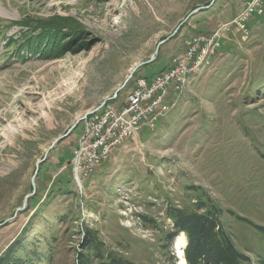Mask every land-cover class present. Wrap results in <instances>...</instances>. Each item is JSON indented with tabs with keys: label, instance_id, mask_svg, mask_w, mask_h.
I'll list each match as a JSON object with an SVG mask.
<instances>
[{
	"label": "rangeland",
	"instance_id": "374dc122",
	"mask_svg": "<svg viewBox=\"0 0 264 264\" xmlns=\"http://www.w3.org/2000/svg\"><path fill=\"white\" fill-rule=\"evenodd\" d=\"M215 33L154 126L77 179L76 120ZM176 208L214 210L241 264H264V0H0V255L23 236L22 259L79 264L90 229L105 259L177 264Z\"/></svg>",
	"mask_w": 264,
	"mask_h": 264
},
{
	"label": "built area",
	"instance_id": "2783aa9c",
	"mask_svg": "<svg viewBox=\"0 0 264 264\" xmlns=\"http://www.w3.org/2000/svg\"><path fill=\"white\" fill-rule=\"evenodd\" d=\"M257 6L248 5L246 13L253 12ZM241 24L243 25L242 21ZM212 42L213 50L218 46V34L210 37L198 36L188 43V48L181 54L178 66L165 68L164 75L154 73L151 81L134 86L122 108H111L105 111L103 120L93 122V111L83 120L84 129L71 150V166L77 179L84 178L92 172V164H100L107 158L106 143L116 140L118 136L129 139L137 136L143 126L150 127L155 119H146V112L154 105L156 96L164 93L165 85L176 83V91L189 75L190 65L198 61L201 54V45ZM173 100V99H172ZM172 102V101H171ZM101 107V105H100ZM168 104L160 113H166ZM95 110V109H94Z\"/></svg>",
	"mask_w": 264,
	"mask_h": 264
},
{
	"label": "trees",
	"instance_id": "16d2710c",
	"mask_svg": "<svg viewBox=\"0 0 264 264\" xmlns=\"http://www.w3.org/2000/svg\"><path fill=\"white\" fill-rule=\"evenodd\" d=\"M39 33L43 34L41 39H44L45 33L43 31H39ZM46 36H48L47 41L44 39L43 43L41 40L35 41L32 48L34 52L43 50L39 44H49L52 35L46 34ZM212 211L173 209L171 217L174 230L169 233V240L178 232L185 234L186 244L183 254L186 264H241L247 259L246 256L235 248L229 236L220 227L217 214L214 213V210ZM91 232L89 229L84 234L87 240L86 249L79 257V264H137L111 254L108 258H103L99 245ZM23 239V236H20L8 245L0 255V264H36L32 260V262H28L29 259H22L23 256L18 253L25 247ZM92 252L96 256L95 262L91 261Z\"/></svg>",
	"mask_w": 264,
	"mask_h": 264
},
{
	"label": "bare ground",
	"instance_id": "6f19581e",
	"mask_svg": "<svg viewBox=\"0 0 264 264\" xmlns=\"http://www.w3.org/2000/svg\"><path fill=\"white\" fill-rule=\"evenodd\" d=\"M209 44H211V42H207V43L205 42L204 44L201 45V54H200V56L198 58V61H196L195 63H193V64L190 65L189 75L188 76H190V73L193 72V71H195L199 67V64H200L201 60L205 59L206 53L208 52V47L210 46ZM176 58L177 59H174V61H171L170 62V64H169L168 67L178 66L180 57H176ZM164 73H165V69L162 70V71H160V72H157L156 75H164ZM188 76H187V78H185L183 80L182 85H180V88L178 90H181L182 87L185 86V84L187 83V80L189 78ZM152 77H153V75L150 78L137 77L135 79L134 83L132 84L130 90L128 91L125 100H127V98L129 97L130 93H132V89H133L134 86H137L140 83H148V81H151V78ZM170 84L171 83L165 85L164 93L158 94L156 96V100L154 102V105L150 106L149 109H147L146 119H156L157 116L160 115L161 111L163 109H165V105L166 104H168V108H169V102H168L169 99H165V96H166L167 87ZM174 89H175L174 90V92H175L176 91V83H174ZM124 103H125V101H124ZM111 108H113V106L111 104H109V103H106L103 108L98 109L97 111H95L93 113V122H100L101 120H103L104 115H105V111H110ZM152 126H154V122H153V125ZM152 126H150V127H152ZM127 139H128V137H126V136H118V138H116V140H112L111 142L106 143L107 156H108V153L110 152V150L114 146H116V145L124 142ZM95 165H98V164H92L93 167ZM185 244H186V239H185L184 234L182 232L181 234H179L175 238L174 244H173L174 245L175 254H176V257H177V264H185L184 257H183V253H182V250H183V247H185Z\"/></svg>",
	"mask_w": 264,
	"mask_h": 264
},
{
	"label": "water",
	"instance_id": "95a60500",
	"mask_svg": "<svg viewBox=\"0 0 264 264\" xmlns=\"http://www.w3.org/2000/svg\"><path fill=\"white\" fill-rule=\"evenodd\" d=\"M153 57H154V56H151V59H152ZM131 72H132V70H131ZM131 72H130V73H131ZM104 102H105V100L102 101L101 104H103ZM101 104H100V105H101ZM100 105H99V106H100ZM89 113H90V111H89V112H86V113H84L82 116H80V117L76 120V122L72 125V127H74L75 124L78 123L79 121L83 120V119L87 116V114H89ZM65 135H68V133H66ZM59 139H61V136L55 138L54 141H53V143L51 144V146H52L55 142H57ZM44 160H45V157L39 159V160L37 161V163H36V168H35V171H34V173H33V175H32V178H31V180H32V185H33V186H34L33 178H34V176L36 175V173H37V171H38V169H39V164L42 163ZM29 195H31V192L28 193V194L26 195L25 200H26V198H27ZM21 208H22V207H21ZM183 249H184V247H183ZM182 253H184L183 250H182ZM183 257H184V254H183ZM184 261H185V258H184ZM185 264H186V261H185Z\"/></svg>",
	"mask_w": 264,
	"mask_h": 264
}]
</instances>
